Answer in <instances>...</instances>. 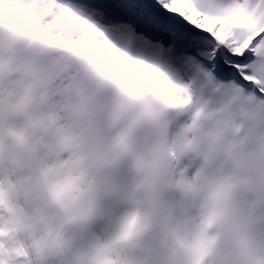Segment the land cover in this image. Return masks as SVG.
<instances>
[{
  "label": "clouds",
  "instance_id": "9594fccd",
  "mask_svg": "<svg viewBox=\"0 0 264 264\" xmlns=\"http://www.w3.org/2000/svg\"><path fill=\"white\" fill-rule=\"evenodd\" d=\"M239 6L264 23V0ZM106 24L0 0V246L13 264H264V96Z\"/></svg>",
  "mask_w": 264,
  "mask_h": 264
},
{
  "label": "snow or ice",
  "instance_id": "6c2138e0",
  "mask_svg": "<svg viewBox=\"0 0 264 264\" xmlns=\"http://www.w3.org/2000/svg\"><path fill=\"white\" fill-rule=\"evenodd\" d=\"M240 0H76L127 40L143 41L212 80L264 96V23ZM4 233L0 232V235ZM22 254V253H20ZM0 246V264H13Z\"/></svg>",
  "mask_w": 264,
  "mask_h": 264
}]
</instances>
